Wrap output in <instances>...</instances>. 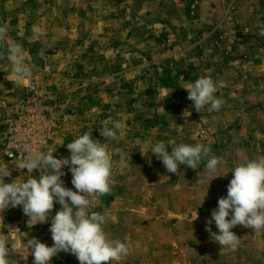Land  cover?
<instances>
[{
    "label": "rangeland",
    "instance_id": "obj_1",
    "mask_svg": "<svg viewBox=\"0 0 264 264\" xmlns=\"http://www.w3.org/2000/svg\"><path fill=\"white\" fill-rule=\"evenodd\" d=\"M31 1L16 6L21 19H9L6 45L22 42L19 23L33 25L23 31L31 39L22 44L33 77L6 103L1 118L4 165L12 174L27 172L6 158L5 121L33 94L49 105V124L28 133L45 132V149L56 148L55 157H70L67 144L85 132L112 154L115 183L109 194L94 199L90 211L105 216L110 239H130L128 255L113 264H264V230L235 226L231 231L241 238L235 251L205 230L218 199L227 196L230 170L264 157V0L46 1L52 13L40 20H62L72 28L65 46H48L47 36L37 35L43 9ZM63 37L56 32L59 43ZM73 40L77 44L70 46ZM0 54V74H12L6 46H0ZM201 76L224 82L214 94L224 101L218 112H208L207 106L197 112L187 98L184 88ZM114 121L122 122L118 141L100 133ZM157 142L169 152L178 143L200 142L223 162L215 173L206 162L197 169L181 165L180 175L169 173L151 152ZM117 149L129 154L125 167L118 163ZM62 171L64 186L77 191L69 166ZM7 178L6 183L15 180ZM54 208L57 212L61 205ZM211 228L218 233L214 221ZM58 255L78 261L70 253Z\"/></svg>",
    "mask_w": 264,
    "mask_h": 264
},
{
    "label": "clouds",
    "instance_id": "obj_2",
    "mask_svg": "<svg viewBox=\"0 0 264 264\" xmlns=\"http://www.w3.org/2000/svg\"><path fill=\"white\" fill-rule=\"evenodd\" d=\"M36 32L40 37L45 36L40 29ZM7 34V25L0 26V46H6L12 74L21 83L31 80L33 72L26 62V50L20 42L6 45ZM260 34L264 35V26H261ZM3 58L0 54V59ZM224 86L223 81L217 84L210 76H201L184 89L188 91L187 98L193 102L197 112H202L206 106L208 112H218L224 101L214 94L218 87ZM121 127L122 122L114 121L112 128L105 126L100 130L101 136L118 141ZM67 149L71 155L64 158L55 157L56 148L52 146H47L46 151L26 150V154L15 164L16 169H27L26 179L19 182L15 179L6 183L5 177H11L12 172L9 166L0 165V264H18L9 255L10 252L21 253L18 247L21 232L4 224L5 210L22 206L23 213L35 225L48 222L50 210L56 203L61 208L51 219L52 246L35 237L24 244L34 258L33 264H50L61 251L74 255L79 264H113L128 255L129 237L125 236L123 241L110 239L104 230L105 216L90 211L94 199L109 194L115 183L112 154L107 145L85 132L68 143ZM151 152L162 161L167 172L177 175L182 174L179 171L181 165L197 169L202 162H206L207 170L215 173L223 162L220 157L211 155L210 146L200 142L178 143L170 152L164 142H157L151 147ZM115 154L119 155V165L125 167L129 154L119 149ZM65 166H69L71 183L77 191L64 186L61 177L66 174L62 171ZM34 170L40 171L39 179L33 177ZM230 171L233 178L227 186V196L218 199V208L212 211L205 230L221 247L235 251L241 243V238L231 231L235 226L242 225L254 232L264 230V157L248 160ZM227 173L212 175L211 180ZM230 213L231 218L228 219ZM213 221L218 233L212 231ZM12 233L16 234V240L11 238ZM27 257L22 255L24 260Z\"/></svg>",
    "mask_w": 264,
    "mask_h": 264
},
{
    "label": "crops",
    "instance_id": "obj_3",
    "mask_svg": "<svg viewBox=\"0 0 264 264\" xmlns=\"http://www.w3.org/2000/svg\"><path fill=\"white\" fill-rule=\"evenodd\" d=\"M20 1L21 0H0V16H1L0 17L1 18L0 19V22H1L0 26L7 25L8 31L10 29L9 19L10 18L17 19L23 15V12L19 11V9L16 8V6L20 3ZM24 1H27V0H24ZM46 1H49V0H34L33 1L35 4L36 3L42 4V6H40L39 9H43V11L40 10L41 12L38 11V21L36 23V24H38V26L36 28L45 32V36H47L45 38L46 39V41H45L46 45H48V46H58V45L59 46L60 45L65 46L67 41H70L68 39V36L71 35L69 33L72 32V28L70 25H68L67 23H64L65 21H62V20L60 22H58L55 19H52L51 21H48L47 19L40 20L41 19L40 16L42 14H51L52 13L51 5L45 6ZM44 11H45V13H44ZM61 24H64V25H61ZM22 25H24V24L19 23L16 26V30H17L16 33L20 34L22 32V35L20 34V36H22L21 37L22 38L21 43L26 44L27 39H31V37L23 35V31L30 30L33 25H32V23H27V22H25L26 26L25 25L22 26ZM57 31H60L64 34V37L61 38L64 40L61 41V43H59L60 41H58L55 38ZM23 39L26 42L23 43ZM39 41H41L40 38H39ZM75 41L77 44V40H73V43L71 42V43H69V45L73 46ZM23 90H24V82L21 83V82L17 81L13 74H4V75L0 74V122H1L2 116L4 115V113L7 110V108H6L7 104L6 103L11 101L13 98L19 96L23 92ZM0 163H2L3 165L5 164L4 158L1 154H0ZM26 175H27V172H24V173L18 172L17 174H12L11 175L12 178L9 177L7 179L9 181L13 180V179L24 180V179H26ZM32 175L34 178L39 179L40 171L35 170V171H33ZM55 211H56L55 208H54V210H50L48 222L37 223L34 225L31 221H29V217L23 213L22 206H17L15 208L9 207L8 209L5 210V212L3 213L4 224L6 226L11 227V228H18L20 230V232H21L19 234L20 243L18 245L19 251L22 253L23 256H28L27 260H24L22 258L21 253L10 252V255H9L10 259L17 261L18 264H33L34 258L30 255V252H29L30 250H28L26 247H24V244L26 243V241L28 239L33 238V237L39 239L43 243H46L48 246H52L53 240L51 237L50 226H51V219L56 214ZM52 212H54V213H52ZM5 232H7V229H5ZM10 235H11V238L13 240L17 239V236L15 233H12ZM61 252H63V251H61ZM50 264H79V262L71 259L70 257L59 256L57 254L56 256H54L52 258Z\"/></svg>",
    "mask_w": 264,
    "mask_h": 264
},
{
    "label": "built area",
    "instance_id": "obj_4",
    "mask_svg": "<svg viewBox=\"0 0 264 264\" xmlns=\"http://www.w3.org/2000/svg\"><path fill=\"white\" fill-rule=\"evenodd\" d=\"M49 106V105H48ZM45 102L36 98L33 94L20 102V106L15 108L13 116L7 118V130L5 135V153L9 161H16L26 154V150L45 151L48 136L44 132L46 125V115L49 108ZM43 126L44 135L36 136L29 134L28 129L35 126Z\"/></svg>",
    "mask_w": 264,
    "mask_h": 264
}]
</instances>
